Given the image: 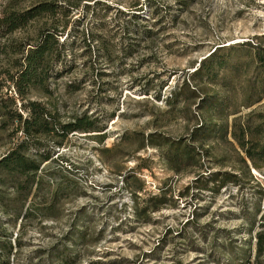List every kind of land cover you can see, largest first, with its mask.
Returning a JSON list of instances; mask_svg holds the SVG:
<instances>
[{
	"label": "rangeland",
	"instance_id": "rangeland-1",
	"mask_svg": "<svg viewBox=\"0 0 264 264\" xmlns=\"http://www.w3.org/2000/svg\"><path fill=\"white\" fill-rule=\"evenodd\" d=\"M92 1L72 0V13L97 35L65 44L44 85L18 95L8 76L18 54H0L11 110L26 114L21 97L33 99L101 128L61 143L37 136L53 154L35 198L19 202L10 181L0 185L1 222L21 204L49 214L2 224L19 242L13 264H264V0H104L100 17L86 10ZM35 34L29 24L13 36ZM205 123L211 134L194 136ZM16 127L0 106V154L25 138ZM186 142L195 155L175 157Z\"/></svg>",
	"mask_w": 264,
	"mask_h": 264
},
{
	"label": "trees",
	"instance_id": "trees-1",
	"mask_svg": "<svg viewBox=\"0 0 264 264\" xmlns=\"http://www.w3.org/2000/svg\"><path fill=\"white\" fill-rule=\"evenodd\" d=\"M148 3L150 4L149 0ZM99 4H104L105 6V10L101 14L98 12L100 10L97 9ZM85 6L86 10H90L92 17L104 16L107 9L111 7L104 0L86 2ZM74 7L75 4L72 3V0H0V54L6 55L9 52L18 54L14 63L15 70L8 74L9 80L15 86L18 95L27 92L35 84L44 85L45 79L51 74L50 65L61 58L60 54L65 44L68 42L73 44L76 41L75 35L81 34L83 37L79 39H82L83 43L86 41L85 35H97L93 31L83 28L79 29L74 25L86 17V14L83 15L82 13L73 17L74 13L72 11ZM117 11L128 14L129 17L139 16L141 13V10L129 11L120 8ZM70 21H74L72 28L60 40L59 35L63 34ZM29 24L36 25V34L33 38L13 36L14 32L20 31ZM85 45H87L86 49L89 50V44L86 43ZM261 58L262 62H264V57L261 56ZM198 70V68L195 69L193 72L194 76L199 72ZM10 99L14 100L12 95L1 97L0 106L3 107L4 113H9V117L15 119L17 123L16 129L24 132L25 138L0 154V185L10 181L9 185L15 187L16 199L23 203L32 193L34 198L39 195L43 180L41 172L44 168L41 163L50 159L53 154L52 148H43L41 150L42 142L37 137L39 134L54 136L56 137V142L61 143L74 130L99 131L101 128L97 126L95 117H91V115H75L71 120L61 121L58 119L56 112H51L38 101L33 99L23 100V97H21V107L26 111V114H23L16 109L11 110L9 108ZM210 101L212 100L210 99ZM210 101L209 97L204 98V105L209 104ZM212 130L213 126L210 123H205L194 127L192 134L206 138L208 134H211L210 131ZM244 130L240 129L239 135L235 136L238 143L242 146L245 144ZM98 134L103 137L105 132ZM30 144L36 147L33 153H27L24 150L29 149ZM262 149L263 147H260L257 152H262ZM245 151L249 157H253L256 154L251 149L247 150L245 148ZM194 155L195 149L188 142L184 143L182 147L177 146V150L174 152V156L178 158L185 157L188 159ZM231 176H233L232 173H229L228 177L222 178L219 186L225 184ZM4 200L5 195L0 193V204L7 207ZM42 204L41 206L34 202L23 208L21 204L19 208H12L11 212L5 209L10 216L6 217L4 222L0 221V264H13L11 256L19 243L17 237H12L11 231H7V229L2 227V224L6 222L14 226L19 218L23 220L40 215L49 216L45 210L47 205L45 203ZM258 238L259 248L261 249L264 242L260 233H258ZM57 256L62 255L58 254ZM34 264L42 263L36 262Z\"/></svg>",
	"mask_w": 264,
	"mask_h": 264
}]
</instances>
